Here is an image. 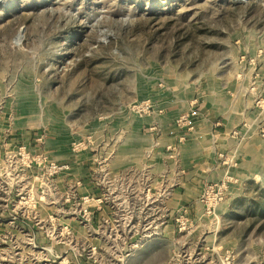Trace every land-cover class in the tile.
I'll return each instance as SVG.
<instances>
[{"label": "rangeland", "instance_id": "obj_1", "mask_svg": "<svg viewBox=\"0 0 264 264\" xmlns=\"http://www.w3.org/2000/svg\"><path fill=\"white\" fill-rule=\"evenodd\" d=\"M0 1V264H264V0ZM163 94L234 137L210 212L219 181L175 208L160 152L132 154Z\"/></svg>", "mask_w": 264, "mask_h": 264}, {"label": "crops", "instance_id": "obj_2", "mask_svg": "<svg viewBox=\"0 0 264 264\" xmlns=\"http://www.w3.org/2000/svg\"><path fill=\"white\" fill-rule=\"evenodd\" d=\"M196 99L202 103L193 118V126L188 128L186 132V128L174 124L173 121L186 111ZM196 99H182L174 95L163 94L154 99V111L150 115L142 117L133 115V120L130 122V126L136 134H139L137 132L141 127L150 128L151 138L140 137L133 140V143L129 141L135 148L132 154L141 158L143 151L148 150V148L160 152L158 155L165 162L161 164L167 166L169 169L167 176L171 175L169 178L173 180L170 184V190H173L172 196L175 197V200H172V205L175 208L178 205L188 207H192V204L195 205L194 202L205 182H218L223 178H229L227 173L234 174L237 172L243 161L239 159L238 162L233 160L234 158L228 159V157L222 162L219 161L217 154L224 150L231 151L234 137L230 135L225 121L223 124L219 123L218 120L222 118L220 111L210 102L200 99V96H196ZM184 139L185 141L182 143ZM126 141L127 139L124 142ZM174 145L177 146L178 156L176 159H169L164 150L168 146ZM127 156L130 157L129 154ZM75 167L77 172L81 170L79 166ZM80 167L84 169L82 166ZM171 170L174 173L171 174ZM225 171L226 175L222 176ZM237 175L242 177L240 172Z\"/></svg>", "mask_w": 264, "mask_h": 264}, {"label": "built area", "instance_id": "obj_3", "mask_svg": "<svg viewBox=\"0 0 264 264\" xmlns=\"http://www.w3.org/2000/svg\"><path fill=\"white\" fill-rule=\"evenodd\" d=\"M49 168L53 173H58L66 168V166L65 164H56L52 162L50 163ZM228 182V178H223L218 183H214L208 186L209 190H214V194H212L211 198L209 199L210 202L206 205V209L208 210V212H210V210L213 209L214 205L222 199L225 194L224 190H226V183Z\"/></svg>", "mask_w": 264, "mask_h": 264}, {"label": "bare ground", "instance_id": "obj_4", "mask_svg": "<svg viewBox=\"0 0 264 264\" xmlns=\"http://www.w3.org/2000/svg\"><path fill=\"white\" fill-rule=\"evenodd\" d=\"M22 33H19L18 38L21 40ZM18 39V40H19ZM215 206V205H214Z\"/></svg>", "mask_w": 264, "mask_h": 264}, {"label": "water", "instance_id": "obj_5", "mask_svg": "<svg viewBox=\"0 0 264 264\" xmlns=\"http://www.w3.org/2000/svg\"><path fill=\"white\" fill-rule=\"evenodd\" d=\"M1 2V1H0Z\"/></svg>", "mask_w": 264, "mask_h": 264}]
</instances>
